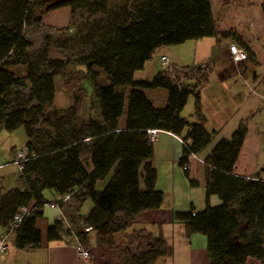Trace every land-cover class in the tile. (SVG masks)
Returning a JSON list of instances; mask_svg holds the SVG:
<instances>
[{"label": "trees", "instance_id": "trees-1", "mask_svg": "<svg viewBox=\"0 0 264 264\" xmlns=\"http://www.w3.org/2000/svg\"><path fill=\"white\" fill-rule=\"evenodd\" d=\"M47 6L46 0H5L0 13V125L10 132L24 127L29 151L20 172L24 188L0 190V230L22 207L32 205L33 211L15 231L14 245L39 248L40 210L72 193L71 199L77 202L91 199L93 208L78 217L65 212L69 221L80 232L84 226H92L100 244L116 247V234L164 202V192L156 188L158 173L149 130L172 132L186 143L180 165L191 186H198L187 165L190 155L200 154L214 138L206 127L201 102V91L209 84L214 66L210 62L185 67L171 64L150 81H138L135 74L160 48L216 36L212 0H59ZM44 7L104 14L101 23L78 37L77 45L84 51L76 60L52 58L47 50L32 55L33 43L25 30L42 22L37 13ZM237 41L250 58L254 56L248 43ZM77 65L85 69L70 71ZM71 73L79 76L77 81L70 79ZM57 75L69 76L64 85L73 92L74 100L66 114L54 119L46 109L55 101ZM87 78L94 97L86 120L82 108L88 96ZM159 88L168 91V103L153 108L139 91ZM192 95L197 122L182 116ZM248 131L247 123L241 122L231 138H222L205 158V209L192 207L174 214L175 221L185 224L188 236L206 235L209 264H248L249 259L264 264V177L234 173ZM107 133H112L110 148L98 165H92L86 155L96 150V139ZM142 165L144 186L140 182ZM113 170L104 189H97L98 182ZM47 190L61 199L50 201ZM212 195L219 196L222 203L212 206ZM68 233L63 217L48 228L50 240ZM120 253L117 264H156L171 258L173 247L162 234L137 231Z\"/></svg>", "mask_w": 264, "mask_h": 264}, {"label": "rangeland", "instance_id": "rangeland-1", "mask_svg": "<svg viewBox=\"0 0 264 264\" xmlns=\"http://www.w3.org/2000/svg\"><path fill=\"white\" fill-rule=\"evenodd\" d=\"M57 1L59 0H46L48 6ZM4 2L5 0H0V13ZM212 4L218 30L216 36L173 45V48L168 50L170 53L169 56L167 55L168 63L163 62L162 56L165 52L163 49H159L154 55L153 61L149 62L145 69L136 73L135 79L150 81L158 73V70H163L173 64V60L186 66H199L210 62L213 63L215 73H225L227 69L231 74L236 75L234 83L224 87L220 78L218 76V78H214V76L213 85L217 89L215 92L219 96H217L219 100L213 101L211 95L210 97L204 96L206 110L210 114L213 113L212 116H215L214 114L219 110L226 128L224 131H221L222 128L216 129L218 135H216L217 131L211 130V133L214 134L213 141L198 156L204 159L210 149L216 145L214 140L218 143L222 138H231L233 132L242 122L241 118H245L244 122L249 127V136L242 153L240 167L248 163L264 165V0H212ZM37 15L41 17L42 22L27 27L25 30L26 37L33 43L32 55L36 57L42 51L47 50L52 58L60 57L71 61L76 60L84 51L83 47L77 45L78 37L89 32L95 23H101L100 21L104 18L103 13L91 14L86 10L73 13L70 8L48 10L44 7L38 10ZM243 38L253 49L254 56L250 58L248 54V60H245L241 66L240 63L235 64L231 58L237 67L233 69L229 64L228 45L230 42L239 44L237 39ZM172 55L177 59H173ZM78 69L84 70L85 67L82 65L70 67V71L76 72ZM70 76L74 82L79 78L75 73H71ZM67 78L69 79V76L57 75L55 77V101L52 106H48L46 109V113L54 119L66 114L73 104V92L64 85ZM84 85L88 96L84 99L83 106L87 109L90 108L94 90L89 78L85 80ZM195 109L196 98L192 95L182 111V116L190 122H195ZM214 121L212 122L213 126H215ZM27 142L28 136L24 127L10 132L0 125V190L8 191L21 186V174L15 164V159L17 151L25 149ZM100 146V151L96 156L97 160L94 161L95 165L102 161L105 151L102 149V145ZM182 170L180 178L185 194L184 184L187 187H190L191 184L188 182L185 170ZM113 174L114 170L106 179L98 182V187L101 190L104 189ZM140 177L144 181V165L141 166ZM214 197L216 200L212 206L222 203L219 196L215 195ZM49 200L51 201V199ZM90 205L93 206L91 199L84 202V211L89 210L88 206ZM181 224L183 225V223ZM199 235L206 239V235ZM170 244L174 248L173 243Z\"/></svg>", "mask_w": 264, "mask_h": 264}, {"label": "crops", "instance_id": "crops-1", "mask_svg": "<svg viewBox=\"0 0 264 264\" xmlns=\"http://www.w3.org/2000/svg\"><path fill=\"white\" fill-rule=\"evenodd\" d=\"M241 40L246 42V39L244 38ZM232 43L234 42H230V44ZM169 48L173 47L167 46L160 48L163 49V51L165 52L163 56H169ZM174 57L175 56H173V59H177ZM153 58L148 61L147 64L149 62H152ZM229 60V64L231 65V67L233 69H236L237 67L232 62L231 56ZM172 63L178 66H186L180 64L177 60H173ZM244 63L245 61L241 62L240 66ZM160 71L162 70H158V72ZM215 72L216 71L214 70V73L210 78L209 84L205 86L201 91V101L203 112L206 117V127L209 132H211V130L217 131L216 135H218V130L216 129L222 128L221 131H224V129L226 128V126L224 125L223 117L221 116V112H219V110L214 114L215 116H212L213 113L210 114V112L206 110L204 106V96L210 97L211 95V99L213 101L219 100V96L216 95L215 92L217 89L213 85V81H215L213 77H219L220 81L222 82V86L227 87L231 83H234L236 75L231 74L229 71H227V69L225 73ZM132 90L136 92L140 89ZM139 92H141L145 96V98L153 105V108L164 107L168 103L169 93L166 89H141ZM90 115L91 109H85L83 106V119H89ZM195 119V122H197V117H195ZM213 120H215V126L212 125ZM244 120L245 118H241L242 122ZM124 124L125 119L121 118L120 125L124 126ZM248 136L249 131L243 148L241 150L239 159L235 165L234 173L247 177L260 174L262 177H264L263 164L258 165L256 163H248L247 165L243 164L240 167V160L242 159V153L246 146ZM111 140L112 133H107L96 139V150L86 155L87 160L92 165H95L94 161L97 160L96 156L97 153L100 151V145H102V149L105 150L102 156L104 158L105 154L110 148ZM214 142L215 144L217 143L216 140H214ZM213 148H211L209 153L205 155L204 159H201L197 155L196 158L190 160V177L191 179H194L198 182V186L193 187L189 185L190 187H187V185L184 184V194L183 182L180 178V175L183 172L182 169H184L180 165V159L184 153L183 141L179 136L173 134L172 132L159 130L158 137L154 142V165L156 166L158 173L156 188L162 190L165 194L163 205L159 209H152L143 212L139 219H137L130 227L116 234L114 236V240L117 244L116 247H111L107 244H100L98 242L97 234L94 229L86 233L81 232L82 234H80L83 239V242L92 250L94 264H117L121 254L120 251L129 246L130 235L137 231H146L152 233L155 236H159L162 234L168 240L169 243H173V256L171 258H162L156 264H209L207 237L206 239H203L202 237H200L199 234H193L191 236H188L186 226L184 225V223L182 225L181 222L175 221L174 214L177 211L189 210L192 207H194L196 211H200L202 209H205V207L207 206L208 201L206 190L205 158L211 153ZM140 182L141 185L144 186V181L141 180V177ZM188 182H190L189 178ZM23 186L24 185L22 183L20 187L24 188ZM98 186L99 183L97 184V188L101 190ZM45 194L48 199H51V201L61 199V197L53 191L47 190ZM214 196L215 195H212L209 199L211 205L215 204L216 199ZM87 200L77 202L73 198L70 199L67 203V209L65 211L66 214L74 217L87 215L91 211L90 209L93 208V206L90 205L88 206L89 210L84 211V202H86ZM40 211L41 215L37 219V227L40 229L42 235L41 246L36 249H18L14 245L13 237L11 239V245L7 252L0 254V264H85L81 256L78 254L76 242H74L70 238H67L65 234L61 239L50 240L48 238V228L49 226L53 225L56 220L62 217V210L58 207H53L47 204ZM66 228L67 226L65 224V229ZM248 264L261 263L258 260L249 259Z\"/></svg>", "mask_w": 264, "mask_h": 264}, {"label": "built area", "instance_id": "built-area-1", "mask_svg": "<svg viewBox=\"0 0 264 264\" xmlns=\"http://www.w3.org/2000/svg\"><path fill=\"white\" fill-rule=\"evenodd\" d=\"M229 52L235 64L241 63L248 59L247 51L236 43H232L231 45H229ZM162 60L164 63L169 62V59L166 56H163ZM148 132H149V141L154 143L158 137L159 130L151 129ZM183 144L187 146L184 141ZM196 157H197L196 154H191L190 160ZM28 158H29V151L27 147H25V149L23 150L17 151L15 164L17 165L19 172H23L24 163L25 161L28 160ZM187 167H190V164L187 165ZM71 196L72 193H69L65 195L61 200L49 203L48 205L53 207H58L62 210V217L64 219L67 228L69 229V233L65 234V236L76 242L78 254L81 256L85 264H94L92 250L83 242V239L80 234L81 233L80 230L76 226H74L65 215L66 210L64 209H67V203L71 199ZM32 211H33L32 205L22 207L20 211L14 216L13 220L4 229L0 230V254L7 252V250L11 245V239L15 235V231L23 222L24 218L27 215H29ZM92 229H93L92 226H84L82 230L84 232H90Z\"/></svg>", "mask_w": 264, "mask_h": 264}]
</instances>
